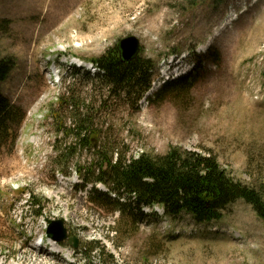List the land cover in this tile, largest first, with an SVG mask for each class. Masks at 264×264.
<instances>
[{
  "label": "rangeland",
  "instance_id": "1",
  "mask_svg": "<svg viewBox=\"0 0 264 264\" xmlns=\"http://www.w3.org/2000/svg\"><path fill=\"white\" fill-rule=\"evenodd\" d=\"M2 20L10 24L0 57L15 67L0 89L17 120L0 132V264H264V220L244 201L211 223L162 210L139 216L117 209L115 195L97 201L74 173L94 150L131 158L180 148L216 157L264 193V0H0ZM129 36L155 64L153 91L141 100L72 66L88 67ZM169 66L174 78L189 72L191 87L173 85L179 91L159 99ZM69 89L101 136L65 162L51 110L71 117L59 104ZM53 220L64 221L77 249L38 247Z\"/></svg>",
  "mask_w": 264,
  "mask_h": 264
},
{
  "label": "trees",
  "instance_id": "2",
  "mask_svg": "<svg viewBox=\"0 0 264 264\" xmlns=\"http://www.w3.org/2000/svg\"><path fill=\"white\" fill-rule=\"evenodd\" d=\"M9 24L7 20L0 21V33H7ZM90 62L102 72L97 78L111 88L114 94L125 92L140 100L151 88L155 64L142 54L125 62L118 46H115ZM14 67L12 59L0 57V86L10 77ZM173 85L191 87L186 78L166 85L157 97L161 99L169 92L179 91L172 90ZM66 94L60 97L59 104L62 109L71 111V117L65 119L62 110H51L58 123L57 134L61 136L58 142H62L56 147L58 158L65 162L75 156L79 147L93 150L92 139L101 136L95 129L92 110L82 103L72 89ZM16 120L17 108L11 105L0 89V132L9 131L10 124ZM93 152L95 159L84 167L75 165L74 173L86 185L106 186L108 193L95 189L96 200L104 202L111 200V195H116L118 199L115 205L120 211L130 210L133 215L144 216L141 211L143 207L160 206L169 217L177 218L185 213L198 223H211L220 221L224 212L238 201H244L264 220L263 191L235 180L214 156L180 148H171L165 155L144 153L131 158L107 150ZM36 215L42 216L43 209L36 211Z\"/></svg>",
  "mask_w": 264,
  "mask_h": 264
},
{
  "label": "water",
  "instance_id": "3",
  "mask_svg": "<svg viewBox=\"0 0 264 264\" xmlns=\"http://www.w3.org/2000/svg\"><path fill=\"white\" fill-rule=\"evenodd\" d=\"M118 50L123 61H132L136 59L141 52V42L137 37L129 36L119 42ZM93 142L96 146L95 139ZM46 235L48 239L54 242L60 243L67 241L74 249L78 248L79 241L76 237H69L63 220H53L46 231Z\"/></svg>",
  "mask_w": 264,
  "mask_h": 264
},
{
  "label": "bare ground",
  "instance_id": "4",
  "mask_svg": "<svg viewBox=\"0 0 264 264\" xmlns=\"http://www.w3.org/2000/svg\"><path fill=\"white\" fill-rule=\"evenodd\" d=\"M230 24V22L229 23H227V25H229ZM224 27H226V26H224ZM218 36V34L216 35V37ZM210 43H212V40H210ZM209 43V44H210ZM52 243H54V242H50V244H52ZM55 245H56V243H54ZM55 245H51V249H50V253H53V252H55L56 251V247H55ZM57 246V245H56Z\"/></svg>",
  "mask_w": 264,
  "mask_h": 264
}]
</instances>
